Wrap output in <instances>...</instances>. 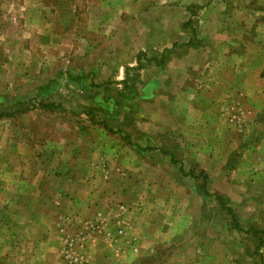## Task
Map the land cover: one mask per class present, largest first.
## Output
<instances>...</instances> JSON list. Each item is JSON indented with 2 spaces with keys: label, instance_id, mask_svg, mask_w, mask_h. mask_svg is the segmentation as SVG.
I'll use <instances>...</instances> for the list:
<instances>
[{
  "label": "rangeland",
  "instance_id": "obj_1",
  "mask_svg": "<svg viewBox=\"0 0 264 264\" xmlns=\"http://www.w3.org/2000/svg\"><path fill=\"white\" fill-rule=\"evenodd\" d=\"M0 60V264H264V0H0Z\"/></svg>",
  "mask_w": 264,
  "mask_h": 264
},
{
  "label": "crops",
  "instance_id": "obj_2",
  "mask_svg": "<svg viewBox=\"0 0 264 264\" xmlns=\"http://www.w3.org/2000/svg\"><path fill=\"white\" fill-rule=\"evenodd\" d=\"M0 62H1V60H0ZM236 91L238 90V92H241L240 91V89H235ZM242 94H243V92H241ZM223 107V106H222ZM226 107H224V109H225ZM220 116H221V114H220ZM247 118V117H246ZM202 119H204V121H201V122H196L195 120L194 121H192L191 120V122H189L188 123V129L192 132V134H195V133H197V132H200V129H201V127H203L202 128V130H204V132H207V134L211 137V138H213V137H216V135L217 134H222L223 132H226L227 130H228V127L227 126H225V127H223L222 128V126L223 125H226V123H223L224 121H223V119H222V116L221 117H219V113H218V118H213V119H210V118H207V116L206 115H204V116H202ZM210 121H208V120ZM240 120V119H239ZM215 121V122H214ZM245 121V122H244ZM233 122H234V120H233ZM243 122H244V124H246L247 123V121L246 120H243ZM243 122L242 123H239V126L237 127V124H235V122L233 123V126L235 127V129L236 130H238V131H241V129H242V127L244 126V124H243ZM208 123V124H207ZM240 127V128H239ZM197 135V134H196ZM201 136V135H200ZM205 139L207 140V137H205ZM210 150H212V148L210 149ZM207 153H208V155L206 156V157H208V159L206 160V161H201V160H199L198 159V153H196V151H195V149H194V151H192V156H194L195 157V160H196V162L197 163H200V167L202 168V170H204L206 173H208V172H210V168H209V166L212 164V162L214 161V159L216 158V157H219L218 155H216L215 153H212V152H210V151H207ZM205 157V158H206ZM198 159V160H197ZM204 159V158H203ZM256 170H258V169H256ZM191 170H189L188 172H190ZM255 172H258V171H255ZM260 174V173H259ZM258 175V174H257ZM258 179H259V181L257 182V184H258V190H264V186H262L263 184H262V181H261V179H260V177L258 176L257 177ZM261 178H263V177H261ZM260 183V184H259ZM220 204V203H219ZM221 205V204H220ZM176 221H178V219H176ZM179 230L178 229H176V231H174V234L176 235V232H178ZM117 234V233H116ZM114 235L113 237V240H112V243H113V245H114V252H113V255L114 256H116V257H118V256H120V255H122V253H123V251H122V249L121 248H119L116 244L119 242V238H121V237H119V236H121V235H119V234H117V235ZM123 234V233H122ZM178 234V233H177ZM158 236H159V234H158ZM117 237H119V238H117ZM117 238V239H116ZM219 239H222V237L220 238V237H218ZM147 239H148V237H147ZM156 239V238H155ZM225 244V243H224ZM163 246L161 245V246H159L158 244H157V241L155 242H153L152 240H145V242H143L141 245H139V246H137V247H133L134 248V252H136V253H138V254H140L141 256H144V258H148L149 256H156V254L157 253H159V251H160V249L162 248ZM205 246H203V248H204ZM225 255H226V250H227V247L225 246ZM93 252V251H92ZM202 252H204V250L202 251ZM92 259H93V257H91ZM140 258H142V257H140ZM150 258V257H149ZM88 261V260H87ZM198 263L200 264V263H202V260H201V262H199L198 261ZM197 263V264H198ZM89 264H91V263H89Z\"/></svg>",
  "mask_w": 264,
  "mask_h": 264
},
{
  "label": "trees",
  "instance_id": "obj_3",
  "mask_svg": "<svg viewBox=\"0 0 264 264\" xmlns=\"http://www.w3.org/2000/svg\"><path fill=\"white\" fill-rule=\"evenodd\" d=\"M0 118H1V116H0ZM190 173H192V175L195 174V173H194V170L190 171ZM201 174H202V176H203L204 178L207 177V175H206V173H205L204 170L201 171ZM218 200H219V202L222 204V206H223L224 208H226L230 213H232V210L227 206V204H225L224 199H222L221 197H218ZM232 214H233V213H232ZM234 227L237 228V229L240 228V226H239V222H238V219H236V217H234ZM255 232H256V231H255ZM256 233H257V232H256Z\"/></svg>",
  "mask_w": 264,
  "mask_h": 264
}]
</instances>
